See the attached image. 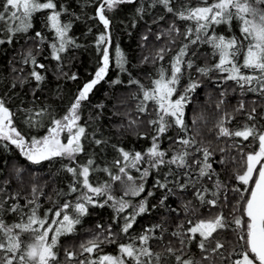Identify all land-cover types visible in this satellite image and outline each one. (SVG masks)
Here are the masks:
<instances>
[{"label": "snow or ice", "instance_id": "obj_1", "mask_svg": "<svg viewBox=\"0 0 264 264\" xmlns=\"http://www.w3.org/2000/svg\"><path fill=\"white\" fill-rule=\"evenodd\" d=\"M94 4V15L89 19L102 26L95 39L98 66L92 78L78 88L66 114L56 118L47 107L23 109L24 123L29 129L44 127V118H48L44 135L28 136L17 126V113L0 97V145L5 149L15 146L31 165L59 160L62 170L71 176L67 191L58 190L56 200L46 196L44 185L35 182L28 196L19 191L7 193L5 186L11 184V179L0 184V264H216L217 260L227 264H264V104L253 101L250 109H246L241 99L229 112L222 108L228 89L220 92L216 108L221 111L214 124L215 135L232 143L219 149L226 153L219 161L213 159V150L196 139L198 130L193 132L185 120L186 109L192 95L202 87V79L225 84L231 81L236 86L232 91L238 88L241 95L250 92L264 98V0H151V7L161 8L172 17L164 33L170 37V43L175 44L180 36L183 42L170 58L169 67L161 64L157 68L149 86L139 80L130 81L138 86L140 95L135 96L138 115L129 120L125 131L132 130L138 138L150 140V146L144 151H129L112 145L118 155L111 167H99L96 159L85 151L89 141L97 147L107 145L108 141L96 138L95 131L88 133L87 123H81L82 109L90 102L97 85L106 81L113 65L127 71L125 53L119 46L113 48L112 21L108 14L123 5H131L142 18L147 8L137 7L139 0H94ZM66 13L68 8L63 0H0V32L6 37L0 38V45L12 44L18 35L31 40L37 49L45 45L49 37L43 32L29 35L35 27L33 18L43 14L44 27L54 33L51 56L61 62L62 54L80 47L70 34L73 22L63 19ZM160 19L165 16L161 15ZM181 23L183 30L178 26ZM234 23L239 35L232 32ZM221 25H226L232 34L218 33ZM204 45L211 51L202 54L205 63L199 65L194 57ZM171 51L161 47L151 57V63L164 61L166 53ZM148 61L149 57H144L143 62ZM22 63L33 66L29 76L39 87L46 77L37 69L44 70L46 65L38 62L32 48L27 50ZM67 78L78 79L75 74ZM112 83L122 81L116 79ZM238 116L244 117L240 126L229 127ZM196 122L192 120L193 125ZM141 124L146 125L143 132ZM172 129L176 130V136L167 135ZM164 138L170 141L169 149L161 147ZM233 151L236 155H231ZM81 155L85 163L78 162ZM213 164L222 165L232 173L231 184L219 179ZM163 169L166 171L162 172ZM132 170L139 175L133 176ZM14 171L15 178L20 179L25 169L16 167ZM98 172L106 174L108 179L103 182L93 179V173ZM149 177L154 179L152 188L162 192L159 206L177 214L182 211L185 220L177 223L171 232L162 221L133 236L130 230L137 218L157 207L149 206V197H154L155 191L148 190L143 195ZM214 177L212 186H207L204 181H213ZM117 183L120 196L113 194V185ZM188 191L196 204L184 199ZM229 193L233 195L230 197ZM45 196L50 206L41 215L40 198ZM131 197L142 198L134 203ZM170 197L180 201L179 210L165 203ZM105 206L113 209L112 223L98 224L99 232L81 240L75 250L64 249L61 260L58 251L61 237L76 234L77 226L90 214V208ZM205 206L206 215L200 212ZM9 213L14 214L16 222L6 221ZM113 225L118 230H113ZM166 233L175 238V243L170 238L165 243ZM224 233L232 234L227 256L221 252L225 242L218 239ZM122 236L127 242H119ZM193 242L200 251V259L190 254ZM111 244L116 245V254L104 252L103 246Z\"/></svg>", "mask_w": 264, "mask_h": 264}, {"label": "trees", "instance_id": "obj_2", "mask_svg": "<svg viewBox=\"0 0 264 264\" xmlns=\"http://www.w3.org/2000/svg\"><path fill=\"white\" fill-rule=\"evenodd\" d=\"M63 3L68 8V13L65 14L63 19L65 22L68 20L73 22L70 34L74 36L80 47L62 54L63 59L61 62H57L51 56L50 44L54 41V33L49 32L44 27L43 14H37L33 18L35 27L29 35H33L34 31L43 32L45 36L49 37L45 45L37 49L33 47L31 40H27L26 37L20 35L13 40L12 44L0 45V97H3L7 105L17 113L15 117L17 126L28 136L44 135L45 128L48 126V118H44V127L29 129L24 123V112L22 110L47 107L56 118H60L66 114L78 88L92 78L98 66L95 39L102 31V26L98 27L93 20L89 19L90 16L94 15V0H63ZM140 5H144L147 8V12L143 14L142 18L141 14L137 13L136 7L131 5H123L108 14L112 21L111 36L113 48L119 46L125 53L128 61L126 65L127 71L122 72L113 65L109 70L106 81H102L97 85L90 95V102L82 109L83 118L81 123H87L88 133L91 134L95 131L96 138L108 141L107 145L99 147L90 141L85 144V151L88 156L95 158L99 167H111L112 161L117 158L118 154L112 148L114 144L129 151H144L150 146V140L138 138L132 130L125 131L129 120L135 119L138 115L136 111L138 100L135 96L140 95L139 88L137 85L131 84L130 81L133 79L139 80L145 86H149L151 79L156 77L157 68L161 64L166 68L169 67L170 58L176 54L183 42V37L180 36L177 38L176 43L172 44L170 43V37L164 34L172 22L170 15L165 14L161 8L151 7V0H139L137 7ZM161 15H164L165 19L161 20ZM178 26L183 30L184 24L181 23ZM89 28L92 29L91 32H89ZM217 32L226 36L232 34L226 25L219 26ZM232 32L239 35L236 23L233 24ZM145 36L148 37L147 40L144 39ZM158 36L159 39L157 38ZM0 38H6L3 32H0ZM161 47L171 48L172 51L166 53L164 61H158L156 64L151 63V57L155 56ZM29 48H32L38 62L46 65L44 70L37 69L46 77L39 87H37V82L29 76L33 66L22 63L23 57ZM210 51L209 46H201L197 57H194L196 63L203 65L205 56L202 54H208ZM144 57H149V61L143 62ZM62 73L66 75H62ZM73 74L78 79L71 80L67 78ZM215 75L213 74V77ZM116 79L121 80L122 83L113 84L112 81ZM13 84L16 85L15 88L12 87ZM235 87L231 81L225 84L214 79H202V87L198 88L192 95V102L186 109V123L193 132L198 130L199 134L196 139L202 141L205 146L214 151L213 159L217 161L223 155H226V153H221L219 149L225 148L232 143V140L228 138L221 137L217 139L215 135L214 124L219 118L221 111L216 108V103L221 98L220 92L228 89L222 108L229 112L238 105L241 99L244 100L246 109H250L253 101H256L257 105L264 104V98L250 92L241 95L238 88H236V91H232V88ZM34 89L35 96H33ZM98 105H102V107H97ZM257 111L259 113L261 108L258 107ZM193 119L197 121L195 125L192 124ZM243 119V116H238L229 127H239ZM145 130L146 125L141 124L140 131L143 132ZM167 135L176 136V130H170ZM236 140L240 141V138H236ZM161 147L169 149L170 141L164 138ZM101 149L103 150L101 151ZM231 155H236L235 151ZM78 162L85 163V157L83 155L78 157ZM16 167L25 169V171L21 172L20 179L15 178L14 169ZM213 167L216 168L219 173V179L222 182L225 184L232 183L230 179L232 173L230 171L225 170L222 165L218 164H213ZM112 170L116 171L114 168ZM163 171H166V169H163ZM33 177H36L35 181H33ZM7 179H11V184L5 186L7 193L19 191L23 196H28L31 186L35 182L44 185V193L46 196L51 195L53 200L57 199L56 192L61 189L67 191V186L71 182L70 174L62 170L61 161L56 160L52 163L45 162L41 165H31L15 146L5 149L3 145H0V184H3ZM93 179L103 182L108 177L106 174L98 172L93 173ZM215 179L214 177L213 181L205 180L204 182L211 187ZM153 183V177H149L146 191L143 195H147L148 190L155 191L156 195L149 197V206L157 205V207L153 208L150 214L137 218L133 230H130L133 236L138 235L144 228L162 221H165V227L171 232L175 229L177 223L185 220V215L182 211L177 214L176 212H169L168 208L159 206L162 192L153 189ZM232 195V193H229L230 197ZM46 196L40 198V203L43 205L41 215L50 206ZM141 198L134 197L132 201L136 203ZM184 199L192 200L193 204L197 203L191 191L187 192ZM60 202L62 203L63 199ZM23 203L24 201L21 200V204ZM165 203L169 207L179 210L180 201L175 197H170ZM27 210L26 208L25 211ZM128 211H131V209ZM89 212L90 214L84 217L82 224L77 226L76 234L61 237L58 248L61 260L64 259V249L75 250L81 240L89 238L92 233L99 232L100 229L96 227L98 224L108 225L112 223L114 213L111 207H94L90 208ZM200 212L206 215V206L201 207ZM5 219L9 223H13L16 222L17 218L14 214L9 213ZM113 230H118L116 225H113ZM169 238L175 243V238L169 237L168 233L165 234V243ZM218 239L225 242V248L221 252L227 256L230 248L228 241L232 240V234L224 233ZM119 242H127V240L122 236ZM103 248L105 253L116 254L115 244L105 245ZM190 254L195 259H200L201 254L195 242L191 245ZM216 264H227V262L217 260Z\"/></svg>", "mask_w": 264, "mask_h": 264}, {"label": "rangeland", "instance_id": "obj_3", "mask_svg": "<svg viewBox=\"0 0 264 264\" xmlns=\"http://www.w3.org/2000/svg\"><path fill=\"white\" fill-rule=\"evenodd\" d=\"M132 175L133 176H138L139 174L135 172V170H132ZM113 194L116 196L122 195L120 185L119 183L113 185ZM134 197H131L130 199H133Z\"/></svg>", "mask_w": 264, "mask_h": 264}]
</instances>
